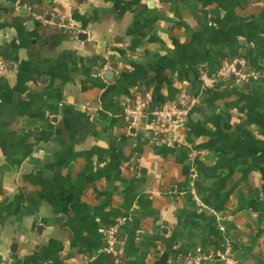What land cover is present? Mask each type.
Listing matches in <instances>:
<instances>
[{
    "label": "crops",
    "instance_id": "crops-1",
    "mask_svg": "<svg viewBox=\"0 0 264 264\" xmlns=\"http://www.w3.org/2000/svg\"><path fill=\"white\" fill-rule=\"evenodd\" d=\"M31 3L44 20L0 0V264H116L123 219L118 264H264V0ZM236 58L259 77L202 86ZM182 90L171 136L125 119L137 93L152 112Z\"/></svg>",
    "mask_w": 264,
    "mask_h": 264
},
{
    "label": "built area",
    "instance_id": "built-area-1",
    "mask_svg": "<svg viewBox=\"0 0 264 264\" xmlns=\"http://www.w3.org/2000/svg\"><path fill=\"white\" fill-rule=\"evenodd\" d=\"M77 2H84L88 0H75ZM18 8H22L30 13L37 20H44L43 16H38L35 11V7L31 2H24V0H17ZM47 24H54L53 21H46ZM63 26L66 30L70 29V26L64 23ZM110 68L105 65L102 69L99 77L109 71ZM8 72L7 62L0 57V77H3ZM229 77L239 81L249 82L252 79H257L259 74L250 68L249 63L243 58H236L230 62L221 66L217 74L212 75L207 71H203L200 75V80L204 88L214 87L218 79ZM152 102V95L150 93L141 94L137 93L130 106L124 110L125 119L132 127H136L141 123L143 119H150L148 125V131L152 132L156 136H171L175 130L180 127L187 118L188 111L196 104V100L193 99L186 90H182L179 95L178 101L173 104H167L163 107L149 112V107ZM149 114V115H148ZM193 177L194 171H193ZM192 195L195 203L202 207V201L195 189L192 190ZM125 219L119 221L113 226L109 227L106 236V245L102 251L112 257L114 262L118 264L123 256V251L119 248L120 244V231ZM214 259H220L224 264H238L236 259L231 255V248L226 247L224 251H221L217 256L206 255L200 250L190 252L184 264H205L206 262L213 261Z\"/></svg>",
    "mask_w": 264,
    "mask_h": 264
},
{
    "label": "water",
    "instance_id": "water-1",
    "mask_svg": "<svg viewBox=\"0 0 264 264\" xmlns=\"http://www.w3.org/2000/svg\"><path fill=\"white\" fill-rule=\"evenodd\" d=\"M24 13L25 14H27V11L26 10H24ZM39 14H42V12H38ZM49 20H51V17H49L48 18ZM60 22V20L59 19H57V23H59ZM82 37L83 38H87V35H85V34H83L81 37H78L79 39H82ZM111 76L113 75V73H109ZM14 248V247H13Z\"/></svg>",
    "mask_w": 264,
    "mask_h": 264
},
{
    "label": "trees",
    "instance_id": "trees-1",
    "mask_svg": "<svg viewBox=\"0 0 264 264\" xmlns=\"http://www.w3.org/2000/svg\"><path fill=\"white\" fill-rule=\"evenodd\" d=\"M32 0H24V2H31ZM81 2V1H80Z\"/></svg>",
    "mask_w": 264,
    "mask_h": 264
}]
</instances>
